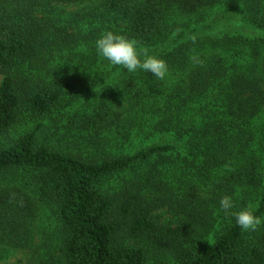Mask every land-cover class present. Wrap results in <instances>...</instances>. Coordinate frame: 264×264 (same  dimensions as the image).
<instances>
[{"label":"trees","instance_id":"16d2710c","mask_svg":"<svg viewBox=\"0 0 264 264\" xmlns=\"http://www.w3.org/2000/svg\"><path fill=\"white\" fill-rule=\"evenodd\" d=\"M89 1L0 0V135L53 119L43 138L0 146V250L24 249L27 264H150L153 251L160 264H264V225L242 231L219 207L229 195L264 217V0H101L85 11L95 25L74 30ZM65 3L82 9L61 15ZM107 30L165 60L166 77L100 57ZM75 55L88 71L71 80L53 60ZM105 126L146 142L86 153L84 132ZM46 207L54 234L38 241Z\"/></svg>","mask_w":264,"mask_h":264},{"label":"rangeland","instance_id":"374dc122","mask_svg":"<svg viewBox=\"0 0 264 264\" xmlns=\"http://www.w3.org/2000/svg\"><path fill=\"white\" fill-rule=\"evenodd\" d=\"M101 2V0H90L85 6H88L85 9L80 8L79 4H63L60 5L61 7L59 9H56L57 12H59L61 15H68L70 13H74L76 11H83L84 13H76L75 21L73 22L74 30L78 27H80L83 30H86L91 23L94 24L93 20L95 18L91 17L89 14H87L86 9H92L94 5H98ZM69 5L68 7H66ZM66 7L67 9L61 11L62 7ZM84 6V7H85ZM83 7V8H84ZM212 10L211 12H213ZM100 15V14H98ZM215 23L222 21V17L224 16V12L215 9ZM95 25V24H94ZM228 30L236 31V32H251L248 30L247 27L244 29L242 27L234 28V25L232 27L227 28ZM80 50V49H79ZM68 54V52H67ZM78 56H73L71 59H67V56L65 58H55L53 60L54 64L56 65L58 72H64L67 71V74H64L68 76L71 80H74V73L81 74L84 70V67L79 65L78 62ZM88 71V70H87ZM87 71L84 72L82 75V78H85L87 75ZM3 80V75H0V84ZM108 81H113L112 79H108ZM78 87V86H76ZM85 97L87 99H92V91L88 90H82V98L81 101H84ZM41 121L43 122V125H41ZM53 126V119L51 120L50 117L45 119H33L30 117H24L22 123H19L17 127L11 132V135H0V146L4 145L9 137L16 136L15 133H24L27 131H32L33 129H37L38 133L41 138L47 135L49 133V126ZM99 125V124H98ZM97 125V126H98ZM116 126L111 127H103V129L100 131L98 130L96 138L92 140L90 138V135L94 133V130H87L84 133L86 134V137L84 139H81L82 142V149L86 153H93L94 155L100 156V155H106L109 152L112 153H130L134 150L135 147L141 146L144 142H146V135L148 133L145 132H137V129H135L131 135L126 139V137H122L120 133H117V129H115ZM57 136L54 137L56 140ZM70 143L73 145H76L73 140H70ZM75 147V146H71ZM115 181V180H114ZM42 215L38 221V227H36V237L37 240L40 241L44 235H51L54 234V226L56 223V218L53 213V211L46 207L42 211ZM157 219L160 222H166L172 219H175L173 215L166 209H162L155 212ZM210 235H207L204 239V241L209 240L207 237ZM8 249V250H7ZM158 253V251H155ZM154 251L152 252V260L150 261V264H160L159 261H161V258L158 254H156ZM29 257L28 253L24 249H9V248H2L0 250V264H27V258ZM172 258L170 255H167L165 258V264H172Z\"/></svg>","mask_w":264,"mask_h":264},{"label":"clouds","instance_id":"9594fccd","mask_svg":"<svg viewBox=\"0 0 264 264\" xmlns=\"http://www.w3.org/2000/svg\"><path fill=\"white\" fill-rule=\"evenodd\" d=\"M94 46L100 57L111 65L121 66L128 72L138 70L149 72L159 80H163L168 74V65L165 60L156 55H150L147 51L138 50L136 42L122 34L111 30L104 31L96 39ZM190 59L193 63L201 62L196 55L191 56ZM219 207L225 216L234 218L236 225L242 231H255L264 225V217L257 216L253 207L247 206L236 210L233 198L229 195L221 196Z\"/></svg>","mask_w":264,"mask_h":264}]
</instances>
